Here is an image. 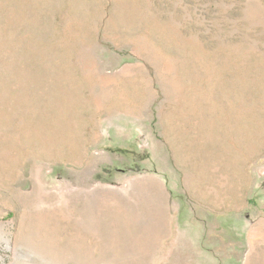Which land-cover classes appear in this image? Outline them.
Segmentation results:
<instances>
[{
    "label": "rangeland",
    "instance_id": "obj_1",
    "mask_svg": "<svg viewBox=\"0 0 264 264\" xmlns=\"http://www.w3.org/2000/svg\"><path fill=\"white\" fill-rule=\"evenodd\" d=\"M0 264H264V0H0Z\"/></svg>",
    "mask_w": 264,
    "mask_h": 264
}]
</instances>
